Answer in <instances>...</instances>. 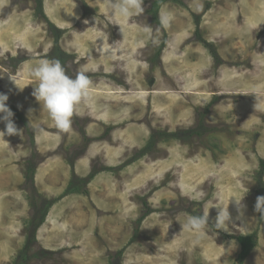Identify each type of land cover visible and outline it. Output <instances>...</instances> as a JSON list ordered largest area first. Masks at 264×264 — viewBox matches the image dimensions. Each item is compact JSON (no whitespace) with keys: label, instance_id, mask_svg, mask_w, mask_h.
<instances>
[{"label":"rangeland","instance_id":"374dc122","mask_svg":"<svg viewBox=\"0 0 264 264\" xmlns=\"http://www.w3.org/2000/svg\"><path fill=\"white\" fill-rule=\"evenodd\" d=\"M154 1L130 24L106 0H0V92L21 130L0 141V264H264V0ZM44 58L93 81L68 132L32 95ZM207 214V236L184 229Z\"/></svg>","mask_w":264,"mask_h":264},{"label":"clouds","instance_id":"9594fccd","mask_svg":"<svg viewBox=\"0 0 264 264\" xmlns=\"http://www.w3.org/2000/svg\"><path fill=\"white\" fill-rule=\"evenodd\" d=\"M109 15L117 16L130 24H138L133 18L140 17L145 12L144 0H106ZM160 23L167 26L170 23L168 14L160 17ZM143 30L152 33L150 25H143ZM104 35H107L104 33ZM69 66L63 64L59 59L44 58L39 60L38 64L28 70V77L34 80L37 86L33 88L32 95L36 101L42 102L49 117L54 122L55 127L61 132H68L72 128V117L77 107L87 100L91 88L92 79L84 71L69 75ZM9 70L0 66V78L2 74ZM11 79V76H10ZM12 80V79H11ZM9 96L0 92V122L4 123V130L0 131V141H4L5 136H18L21 130L13 120L14 113L7 105ZM31 112V109L29 110ZM43 131V129H41ZM199 198L203 199L205 193H197ZM240 199L235 202L240 217L244 214L245 205L241 204ZM218 212L215 217L214 227L219 230H227L232 223V216L228 207H217ZM255 211L264 216V196H258L255 202ZM209 226V214L187 217L184 229L194 232L198 237H205L208 233L205 231Z\"/></svg>","mask_w":264,"mask_h":264},{"label":"trees","instance_id":"16d2710c","mask_svg":"<svg viewBox=\"0 0 264 264\" xmlns=\"http://www.w3.org/2000/svg\"><path fill=\"white\" fill-rule=\"evenodd\" d=\"M162 2H164V0H157V1H154L152 3V5L154 4V6L157 8L159 6V3H162ZM37 3H38V6L40 7L41 2L38 1ZM153 13L155 14V10ZM153 16H155V15H153ZM194 132L196 133V137L201 136V133L198 130L194 129ZM154 136L157 137L156 132L153 131V132H151V135H150V144L151 145H153L154 142L156 141ZM159 137L162 138L163 141H166L167 139L175 138V134L160 132ZM145 150L143 152H140L139 154H143L145 152ZM259 165H260V171L258 172V174L261 176L264 172V161H260ZM91 175L93 176L94 174H91ZM259 217L261 219L263 218V216L261 214ZM237 242L241 247L240 258L244 259L255 247V243H256L255 235L252 234V235L245 236V237H238Z\"/></svg>","mask_w":264,"mask_h":264},{"label":"bare ground","instance_id":"6f19581e","mask_svg":"<svg viewBox=\"0 0 264 264\" xmlns=\"http://www.w3.org/2000/svg\"><path fill=\"white\" fill-rule=\"evenodd\" d=\"M72 38H73V37H72ZM75 39H76V36H75ZM73 42H75V41H73ZM106 44H107V43H106ZM123 56H124V55H123ZM103 59H104V58H103ZM172 76H173V75H172ZM175 77H176V76H175ZM169 78H170V77H169ZM170 79H172V78H170ZM182 86H183V85H182ZM109 92H110V91H109ZM183 92H184V91H183ZM160 163H162V162H160ZM169 170H170V169H169ZM177 176H178V175H177ZM194 176H195V175H194ZM149 179H150V178H149ZM192 180H193V179H192ZM210 180H211V179H210ZM146 182H147V181H146ZM152 182H153V181H152ZM193 182H194V181H193ZM154 183H155V182H154ZM142 186H143V185H142ZM145 186H149V184H148V185L145 184ZM136 187H137V186H136ZM203 187H204V186H203ZM139 188L142 190L143 187L141 188V186H140ZM139 191H140V190H139ZM112 192H113V191H112ZM112 198H114V197H112ZM124 199H125V198H124ZM126 199H127V198H126ZM161 199H162V198H161ZM192 200H193V199H192ZM114 201H115V200H114ZM117 201H118V200H117ZM125 201H126V200H125ZM110 202H111V201H110ZM111 203H112V202H111ZM115 204H116V201H115ZM120 204H121V202H120ZM112 206H113V204H112ZM112 206H111V207H112ZM116 207H117V206H116ZM112 208H113V207H112ZM114 208H115V207H114ZM119 209H120V208H118V210H119ZM93 210H94V209H93ZM72 211H73V210H72ZM80 211H81V210H80ZM94 211H95V210H94ZM64 212L66 213V211H64ZM88 214H89V213H87V215H88ZM61 216H62V215H61ZM76 216H78V215H76ZM66 217H67V216H66ZM81 217H82V216H80V218H81ZM88 217H89V216H88ZM77 218H79V217H76V219H77ZM86 218H87V217H86ZM87 219H89V218H87ZM87 219H85V220L87 221ZM73 220H74V219H71V221H73ZM74 221H75V220H74ZM67 222H68V221H67ZM77 222H78V221H77ZM89 222H90V221H89ZM64 223H65V222H64ZM68 223H69V222H68ZM70 223H71V222H70ZM72 223H73V222H72ZM72 223H71V224H72ZM69 225H70V224H69ZM69 225H68V226H69ZM75 225H76V224H75ZM75 225H74V226H75ZM83 225H84V224H83ZM63 226H65V225L63 224ZM71 226H72V225H71ZM89 226H90V225H89ZM75 227H76V226H75ZM77 227H78V226H77ZM88 228H89V227H88ZM88 228H87V229H88ZM68 229H69V227H68ZM79 229H80V228H79ZM69 230H70V229H69ZM67 231H68V230H67ZM67 231H66V232H67ZM82 231H84V230H82ZM82 231H81V232H82ZM69 232H71V231H69ZM81 232H80V233H81ZM60 233H63V232H59L58 234H60ZM68 234H69V233H68ZM62 235H63V234H62ZM41 236H42V235H41ZM63 236H64V235H63ZM68 237H70V236H68ZM64 238H65V237H64ZM64 238H63V239H64ZM73 238H74V237H73ZM77 238H78V237H77ZM56 239H58V238H56ZM71 240H74V239H71ZM50 241H51V240H50ZM56 241H57V240H56ZM74 241H75V240H74ZM74 241H73V242H74ZM57 242H58V241H57ZM57 242H55V243H57ZM71 242H72V241H71ZM75 242H76V241H75ZM53 243H54V242H53ZM49 244H50V243H49ZM51 246H55V245H51Z\"/></svg>","mask_w":264,"mask_h":264}]
</instances>
